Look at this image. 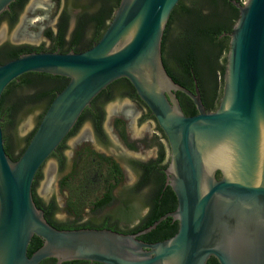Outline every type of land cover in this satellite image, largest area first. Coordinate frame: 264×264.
Wrapping results in <instances>:
<instances>
[{"label": "water", "instance_id": "95a60500", "mask_svg": "<svg viewBox=\"0 0 264 264\" xmlns=\"http://www.w3.org/2000/svg\"><path fill=\"white\" fill-rule=\"evenodd\" d=\"M14 0H0V14ZM179 0H119L100 37L81 51H30L0 62V97L26 72L64 76L17 159L4 150L0 124V264H264V0H230L238 15L228 32L221 94L207 110L199 91L175 82L162 61L161 40ZM125 77L169 144L167 183L175 208L135 233L108 228L58 229L36 206L38 169L92 98ZM196 113L186 115L175 91ZM2 118L0 117V123ZM216 172L219 175L216 176ZM177 221L169 237L138 238L161 220ZM33 235L41 245L30 255Z\"/></svg>", "mask_w": 264, "mask_h": 264}, {"label": "flooded vegetation", "instance_id": "af4514ba", "mask_svg": "<svg viewBox=\"0 0 264 264\" xmlns=\"http://www.w3.org/2000/svg\"><path fill=\"white\" fill-rule=\"evenodd\" d=\"M36 1L18 0L0 17L8 25H17L19 16L24 11L30 12ZM49 1L51 3L49 6L55 5L56 0ZM83 1L61 0L55 18L51 22L52 26H45L40 31L49 42L48 45L43 42L38 44L27 43L28 40L36 41L38 35L24 31L23 24H20L15 30L13 40L27 41L21 43L8 42L0 44V46L5 44L16 47L27 46L30 51L67 52L86 49L87 46L79 42L75 47L69 43L74 30L79 25L77 18L79 13L73 20L72 28L68 31L71 16L70 8L82 6ZM242 1L239 0V3ZM235 8L237 9L236 6ZM44 19H47L46 16ZM23 21L27 22L28 19L24 18ZM175 21L177 23L176 31L171 29L172 22L163 31V64L176 75L180 85L192 92L197 87L205 109H207L206 104L216 102L215 106L207 109L214 110L219 97L218 91L214 90V80L210 74L211 64L208 62L207 56L198 55L194 63L186 62L187 70H184L180 67L177 59L180 56L186 58L187 55H171L175 52L179 40H183L182 38L186 33L184 30L186 21L183 20V17H177ZM89 27L92 29L91 26ZM48 31L49 33H47ZM227 32L229 31H224L221 36H227ZM59 33L65 41L63 45L57 43L56 36ZM90 33L89 40H91L92 31ZM83 37L82 35V39ZM174 93L180 106L181 101L192 105L194 110L191 114H186L183 111L186 115L196 113L195 106L187 94L179 90ZM13 98L8 99L7 102L13 101ZM37 102L39 100L35 101V104ZM44 103L45 99H43ZM69 138L72 140L68 144ZM68 147L70 148L69 152L66 151ZM49 157H53L57 167L61 169V176L58 180L59 186L64 188L69 186L68 183H72V186L81 192V195H72L66 189V196L61 204L63 207L67 205L70 207L69 211L66 210L67 212H75V205L78 202L90 203L94 210H100L107 205L117 208L128 204L127 209L131 211L126 225L128 228L134 227L147 213L148 207L145 204L152 200L153 190L162 186L170 188L166 184L167 175L165 173V168L169 163L167 137L150 109L136 94L134 87L125 77L113 80L92 98L90 104L82 110L72 128ZM38 171L41 175V167ZM84 189L93 190L94 195L89 196L84 192ZM34 193L36 194L35 188ZM70 195L73 197L70 198ZM40 199L44 204L52 203L51 219L59 221L55 214L60 204L55 197ZM78 223H87L91 227H115L117 229L124 228L126 224H123L119 220V216L112 211L101 215L97 221L78 220Z\"/></svg>", "mask_w": 264, "mask_h": 264}, {"label": "trees", "instance_id": "16d2710c", "mask_svg": "<svg viewBox=\"0 0 264 264\" xmlns=\"http://www.w3.org/2000/svg\"><path fill=\"white\" fill-rule=\"evenodd\" d=\"M18 0H14L9 4V7L13 6ZM95 9L90 13H79L78 22L79 25L74 30L73 35L70 38V45L75 47L79 42L82 45H86L87 48L96 41L103 30L105 29L108 20L111 18L113 10L116 8L119 0H95ZM239 2V0H235ZM202 8L206 10V13L202 12ZM6 11L2 12V16ZM238 11L231 3L230 0H190L185 3L184 0H179L177 4L171 10L165 27L172 21H175L177 17H183L185 23V34L179 40L175 52L171 55H187V57H178L177 61L181 68L187 70L186 62L194 63L196 61V56L206 55L208 62L211 64L210 74L212 80H214V90H218V82L216 81V74H223L224 63L220 64V57L226 53L228 47V32L227 36H221L224 31H230L231 26L234 23ZM1 19V17H0ZM86 26H91L92 37L91 40L87 42H82V35ZM164 27V29H165ZM164 31V30H163ZM49 33V31L47 32ZM54 37V36H53ZM58 44L63 45L64 39L59 33L57 36ZM163 39V34H162ZM163 40H161V56L163 55ZM24 52H30L27 46L16 47L12 45H2L0 46V62H5L9 59L17 57L19 54ZM225 60V58H224ZM163 61V60H162ZM168 74L172 79L179 83L176 75L170 70V68L165 67ZM196 71V70H194ZM67 78L59 75H52L43 72H26L18 77L16 80H12L3 90L0 97V117L2 133L6 126L14 127L15 117L25 106H31V108H36L35 101L45 99V103L39 105L38 119L35 127L38 124L40 117L47 108L49 102L54 97L56 92L61 90L67 82ZM180 84V83H179ZM30 87L29 92L26 93H16V90L20 87ZM14 95L13 101L5 102V97L9 94ZM16 93V94H15ZM216 94V92H215ZM215 103L206 104L207 109L215 106ZM181 106L186 114H191L193 112V107L190 103L181 101ZM35 127L27 134L24 138L23 144L20 147L17 154H13L7 143L6 137L3 133V147L5 152L12 158L17 159L18 156L23 151L26 146L31 134L33 133ZM39 170V169H38ZM219 172H216V176ZM40 177V172L37 171L34 179L32 181L31 193L32 198L37 207L43 210L44 217L46 220L58 229H75V228H104V227H91L89 224L78 223L77 219H70L66 221H55L51 219L52 217V203L44 204L41 199L34 193V188ZM152 200L145 204L148 207V211L144 217H142L139 222L132 228H128L127 222L129 221L131 211L127 209L129 207L126 204L124 207L119 206L114 209V213L119 216V220L123 222L124 228L117 229L115 227H110L108 229L119 231L122 233H135L148 225H150L154 220H156L160 215L171 211L175 208V196L169 187H159L153 190ZM177 229V221L173 220L171 217H166L161 220L153 229L138 236L139 239L147 242H154L158 240L165 239L171 236ZM41 245V239L33 235L27 246V255H30L35 249ZM54 258L48 257L41 260L38 264H53ZM78 263H89L85 260H71L64 261L61 264H78ZM97 264H102L98 263ZM205 264H217L214 257L208 258Z\"/></svg>", "mask_w": 264, "mask_h": 264}, {"label": "rangeland", "instance_id": "374dc122", "mask_svg": "<svg viewBox=\"0 0 264 264\" xmlns=\"http://www.w3.org/2000/svg\"><path fill=\"white\" fill-rule=\"evenodd\" d=\"M32 1V0H29ZM190 0H184L185 3H188ZM50 1L49 0H37L35 3L34 8L30 11H24L19 16V22L17 25H8L2 18L0 19V44L3 43H21L27 40H19L14 41L13 36L15 34L16 28L23 24V30L32 34H37L38 38L36 41L28 40L27 43L29 44H38L40 42L45 43V45H48L49 42L45 37H43L42 33L40 32L45 26H52L53 19L55 18L56 10L61 4V0H56L54 6H49ZM95 0H84L82 2V6L77 8H70V20H69V28L68 31L72 28L73 20L75 16H77L78 13H90L95 9L96 6ZM203 13H206V10L204 8L201 9ZM46 16V20L44 17ZM28 19L27 22H24L23 19ZM177 23L176 21H172L171 23V29L173 31H176L177 29ZM91 28L89 26L85 27V30L83 32V39L82 42L85 43L89 40L91 36ZM224 53L220 59L219 63L223 64L225 62ZM216 81L218 82V97L221 94V86H222V75L221 73L216 74ZM30 87H20L16 90V93H26L29 92ZM15 93V94H16ZM14 97L13 92L12 94H9L7 96L6 102L8 99ZM39 107V105L43 104V99L39 100V102L36 103ZM35 104V105H36ZM31 108V106H25L21 109V111L16 115L14 127L6 126L4 128V135L6 137L7 143L9 145V149L13 154H17L20 147L23 144L24 138L27 136V134L35 127V124L38 119L39 114V108ZM143 126V125H142ZM141 126V127H142ZM72 138L68 139V144L71 142ZM70 148H67V152H69ZM61 176V169L57 167L56 161L53 157H49L46 162L41 167V175L37 180V183L35 185V191L39 198L42 199H48L49 197H55L57 202L60 204L55 217L59 221H66L70 219H77L81 221H97L98 218H100L101 215L108 213L109 211L114 212V207L112 205H107L102 207L100 210H94L92 209V204L90 203H80L75 205L76 211L75 212H67L70 210V207L67 205L66 207H63L61 204L63 199L65 198V194L67 193L68 189L72 195H79L81 192H79V189H75V187L72 186V183H68L69 186L67 187H60L58 180ZM84 192H86L89 196L94 195L93 190L87 191L84 189ZM90 192V193H89ZM70 195V198L73 197ZM81 195V194H80ZM72 201V200H71ZM67 210V211H66ZM122 224V223H121ZM123 225V224H122Z\"/></svg>", "mask_w": 264, "mask_h": 264}]
</instances>
